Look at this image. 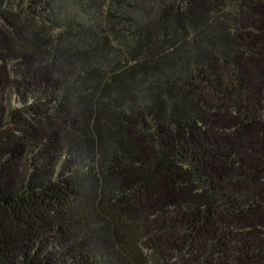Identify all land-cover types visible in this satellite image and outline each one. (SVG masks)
<instances>
[{"label": "trees", "instance_id": "trees-1", "mask_svg": "<svg viewBox=\"0 0 264 264\" xmlns=\"http://www.w3.org/2000/svg\"><path fill=\"white\" fill-rule=\"evenodd\" d=\"M0 264H264V0H0Z\"/></svg>", "mask_w": 264, "mask_h": 264}]
</instances>
